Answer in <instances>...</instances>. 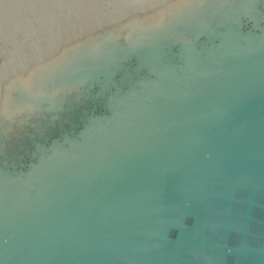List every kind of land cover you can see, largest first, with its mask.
I'll return each mask as SVG.
<instances>
[{
	"label": "water",
	"instance_id": "obj_1",
	"mask_svg": "<svg viewBox=\"0 0 264 264\" xmlns=\"http://www.w3.org/2000/svg\"><path fill=\"white\" fill-rule=\"evenodd\" d=\"M0 264H264V0H0Z\"/></svg>",
	"mask_w": 264,
	"mask_h": 264
}]
</instances>
